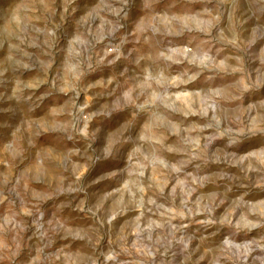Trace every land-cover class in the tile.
Instances as JSON below:
<instances>
[{
  "label": "rangeland",
  "instance_id": "obj_1",
  "mask_svg": "<svg viewBox=\"0 0 264 264\" xmlns=\"http://www.w3.org/2000/svg\"><path fill=\"white\" fill-rule=\"evenodd\" d=\"M0 264H264V0H0Z\"/></svg>",
  "mask_w": 264,
  "mask_h": 264
}]
</instances>
